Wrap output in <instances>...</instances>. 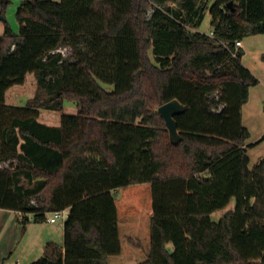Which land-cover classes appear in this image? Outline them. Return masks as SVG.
<instances>
[{
	"label": "trees",
	"instance_id": "obj_1",
	"mask_svg": "<svg viewBox=\"0 0 264 264\" xmlns=\"http://www.w3.org/2000/svg\"><path fill=\"white\" fill-rule=\"evenodd\" d=\"M17 20L0 36V209L25 230L69 208L64 245L33 264H264V158L250 167L242 119L258 79L236 48L264 34V0H23ZM29 73L36 94L8 104ZM65 98L76 115L38 120ZM174 99L177 144L158 111Z\"/></svg>",
	"mask_w": 264,
	"mask_h": 264
},
{
	"label": "rangeland",
	"instance_id": "obj_2",
	"mask_svg": "<svg viewBox=\"0 0 264 264\" xmlns=\"http://www.w3.org/2000/svg\"><path fill=\"white\" fill-rule=\"evenodd\" d=\"M23 0H10L3 8L0 5V36L4 35L6 28L10 27L13 32H19V23L17 20V9ZM152 10L150 9V13ZM211 16L206 12L199 30L203 33L211 31ZM248 38V37H246ZM64 57H71L72 50L70 47H62L60 50ZM151 51V50H149ZM38 82L34 73H29L23 84L14 85L6 93L7 103L12 105H25L27 100L31 99L37 91ZM78 113V107L74 101L64 99L63 111L41 110L38 120L51 125H57L60 122L61 115ZM253 132L248 143L254 139L261 127ZM250 157V167L264 158V144L248 148ZM260 158V159H259ZM7 166V164H4ZM234 208V202L230 203L224 210L213 214V218L218 220L226 212ZM17 217V213H14ZM13 213L3 214L0 212V264H33L38 260L44 251L47 243H56L64 245V222L49 223L47 221H30L27 229L24 230L22 224L18 223Z\"/></svg>",
	"mask_w": 264,
	"mask_h": 264
},
{
	"label": "crops",
	"instance_id": "obj_3",
	"mask_svg": "<svg viewBox=\"0 0 264 264\" xmlns=\"http://www.w3.org/2000/svg\"><path fill=\"white\" fill-rule=\"evenodd\" d=\"M244 55L242 62L257 77L258 84L250 88L249 99L242 108V119L245 126L250 130V137L253 132L261 127L263 132L257 134L249 143H257L255 146L264 144V34L252 35L242 40ZM260 159V158H259ZM262 159V157H261ZM3 214L15 213L13 211L0 209ZM16 221L18 219L14 214Z\"/></svg>",
	"mask_w": 264,
	"mask_h": 264
},
{
	"label": "water",
	"instance_id": "obj_4",
	"mask_svg": "<svg viewBox=\"0 0 264 264\" xmlns=\"http://www.w3.org/2000/svg\"><path fill=\"white\" fill-rule=\"evenodd\" d=\"M231 5V3H230ZM185 106L182 105L178 100L174 99L168 103L161 105L158 108L159 113L165 119L166 126L169 130L171 141L177 144L181 136L177 128V122L175 120V115L184 111Z\"/></svg>",
	"mask_w": 264,
	"mask_h": 264
},
{
	"label": "built area",
	"instance_id": "obj_5",
	"mask_svg": "<svg viewBox=\"0 0 264 264\" xmlns=\"http://www.w3.org/2000/svg\"><path fill=\"white\" fill-rule=\"evenodd\" d=\"M211 34H213L211 32ZM242 47V40H237L236 41V48H241ZM21 215V213H19ZM69 216V208H65L62 210H55L47 214L46 221L49 223H62L65 222L66 219Z\"/></svg>",
	"mask_w": 264,
	"mask_h": 264
}]
</instances>
